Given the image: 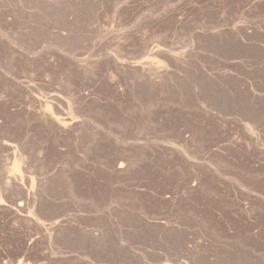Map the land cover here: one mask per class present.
I'll list each match as a JSON object with an SVG mask.
<instances>
[{"label":"rangeland","instance_id":"1","mask_svg":"<svg viewBox=\"0 0 264 264\" xmlns=\"http://www.w3.org/2000/svg\"><path fill=\"white\" fill-rule=\"evenodd\" d=\"M0 264H264V0H0Z\"/></svg>","mask_w":264,"mask_h":264},{"label":"bare ground","instance_id":"2","mask_svg":"<svg viewBox=\"0 0 264 264\" xmlns=\"http://www.w3.org/2000/svg\"><path fill=\"white\" fill-rule=\"evenodd\" d=\"M10 176V175H9ZM52 229V228H51Z\"/></svg>","mask_w":264,"mask_h":264}]
</instances>
